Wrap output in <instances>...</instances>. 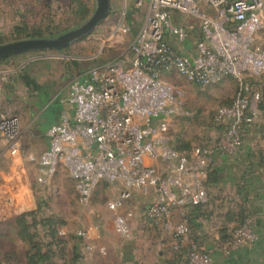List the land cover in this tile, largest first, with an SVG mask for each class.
I'll use <instances>...</instances> for the list:
<instances>
[{
    "label": "built area",
    "instance_id": "1",
    "mask_svg": "<svg viewBox=\"0 0 264 264\" xmlns=\"http://www.w3.org/2000/svg\"><path fill=\"white\" fill-rule=\"evenodd\" d=\"M133 7L140 22L128 53L74 76L66 88L73 113L62 111L45 128L46 149L24 157L42 187L51 185L58 170L66 172L82 205L101 184L109 188L108 215L95 214L88 228L75 231L89 260L106 253L91 241L92 232L125 239L137 216L148 232L171 237L181 264H213L211 252L193 237L189 217L208 204L206 180L214 158L237 154L259 115L260 92L248 78L264 75V0H133ZM175 14L194 22L176 23ZM119 25L121 32L130 31L127 22ZM190 34L198 36H192L188 52L167 41L183 43ZM173 74L198 86L235 80L233 98L215 115L221 130L215 144L178 149L171 143L169 122L182 112L185 96ZM2 93L0 79V100ZM21 134L18 116L0 115V158L20 157ZM139 197L145 205L137 204ZM254 226L245 218L222 251L254 243Z\"/></svg>",
    "mask_w": 264,
    "mask_h": 264
},
{
    "label": "rangeland",
    "instance_id": "2",
    "mask_svg": "<svg viewBox=\"0 0 264 264\" xmlns=\"http://www.w3.org/2000/svg\"><path fill=\"white\" fill-rule=\"evenodd\" d=\"M94 8V0H0V44L27 38L59 36L84 23ZM204 10L210 16L216 14L210 7L204 6ZM126 16L131 20L127 22L130 31L123 33L119 23L125 22ZM177 16L175 22H194ZM139 22L140 15L133 7V0H109L107 16L86 36L60 50L30 51L0 62L3 89L0 115L18 116L22 128L20 157L0 158V264H26L27 254L35 252L17 234L23 226L29 228L33 242L41 252L49 250L50 259L47 264H55V261L61 259L74 260L77 257L74 246L81 243L75 231L88 228L95 220V214L108 215L105 202L111 194L104 184L93 192L87 205H82L73 181L66 172L58 170L51 185L42 187L35 181L34 164L24 155L26 152L39 154L42 150L44 140L40 132L36 136L35 131H42L56 122L62 111L69 115L73 113V106L66 101V88L72 77L100 62L128 53V44ZM20 75L35 80L40 90L25 85ZM171 77L185 90L182 112L169 122L171 143L181 149L215 144L221 132L215 124V115L222 105L233 98L235 80L225 78L215 85L198 86L187 83L177 75ZM248 81L260 92L259 115L250 126L254 137L248 141L251 147L264 149V75L250 77ZM226 156L229 158L231 155ZM212 196H219L215 204L225 218L228 207L231 209L235 206L234 212H238L242 205L230 199L232 196L227 187L218 196L214 193ZM137 204L145 205V201L138 199ZM240 210L239 214L243 216L247 213L253 219L248 204H244ZM173 221L177 222L178 218ZM219 222V219H213L207 224L216 231L227 232H220V240L224 244L238 222L227 221V225ZM134 223H131L130 235L125 239L106 233L117 240L119 245L107 247L105 255L95 254L92 260L96 259L99 263L111 261L114 264H161L158 247L149 251L144 247L151 239H159L161 235L164 237L168 234L156 231L157 234L153 235L145 231L137 235L133 231L137 228ZM49 224L57 230L62 228L64 235L56 233L55 238H52ZM222 226L225 227L221 229ZM48 243L51 244L48 246ZM159 249L163 254L161 256L172 260L174 254L170 244ZM128 255L133 256L129 262L123 260Z\"/></svg>",
    "mask_w": 264,
    "mask_h": 264
},
{
    "label": "crops",
    "instance_id": "3",
    "mask_svg": "<svg viewBox=\"0 0 264 264\" xmlns=\"http://www.w3.org/2000/svg\"><path fill=\"white\" fill-rule=\"evenodd\" d=\"M177 17V14H175V21H177ZM125 22H131V20L125 19ZM192 36L197 37L198 35L190 34V37L183 43H178L173 38H167V41L175 49L181 52H188L192 46ZM79 74H81V72L77 75ZM250 129L247 130L243 146L237 154L229 158H227L228 156L226 155L214 158L213 166L218 169V180L215 184H208L207 186L208 204L193 210L189 217L193 225L192 233L197 237L198 241L211 252L213 264H264V149L250 146V141L248 140L254 137V131L252 128ZM38 132H40L44 140L41 148L42 152L47 147V137L45 136V129L42 131H35L36 136L39 135ZM226 187L230 190V195L232 196L230 199H233L237 205L240 203L243 205L248 204L249 212L253 215L255 221L254 230L257 234V240L254 243L241 245L234 248L228 254L222 251V247L220 248V246L223 245L220 240V232L223 231H216L217 229L215 230L213 227L210 228L207 224L210 220L219 219L221 225H227L226 222L228 220L223 217L224 214L219 212L217 204H215V200L219 197L218 195L224 192ZM213 193L218 197L212 198ZM139 199L142 198L139 197ZM234 208L235 206L231 209L228 207L226 211H234ZM132 222H135L134 224L137 225V228L133 230L135 234L138 235L139 233L147 232L146 228L142 227L137 216L131 223ZM218 227L219 226H217V228ZM223 227L225 226H222L221 229ZM155 232L156 231H152L148 233L153 235L157 233L163 234L158 231L157 233ZM90 235L93 243L96 245H104L106 249L107 247L119 245L117 240L115 241L113 237L106 233L97 234L92 232ZM161 237L163 236L161 235ZM161 237L159 239H151L149 243H146L144 248L146 251H149L158 247V254L160 255L159 261L161 264H170L172 260L170 261L168 257L164 258V256H161L163 254L159 247L168 244L171 246L172 239L169 235H164L163 238ZM74 247V251L77 253L76 259H61L58 260V262L55 261V264H114L111 261L109 263L106 261L99 263L96 259L89 260L85 256L84 249L79 243L75 244ZM132 258L133 256L128 255L127 258L122 259L129 262Z\"/></svg>",
    "mask_w": 264,
    "mask_h": 264
},
{
    "label": "water",
    "instance_id": "4",
    "mask_svg": "<svg viewBox=\"0 0 264 264\" xmlns=\"http://www.w3.org/2000/svg\"><path fill=\"white\" fill-rule=\"evenodd\" d=\"M95 8L90 17L80 26L59 36L27 38L0 44V58L30 51L60 50L73 41L89 34L108 14L109 0H94Z\"/></svg>",
    "mask_w": 264,
    "mask_h": 264
},
{
    "label": "trees",
    "instance_id": "5",
    "mask_svg": "<svg viewBox=\"0 0 264 264\" xmlns=\"http://www.w3.org/2000/svg\"><path fill=\"white\" fill-rule=\"evenodd\" d=\"M84 11L86 12V9ZM129 18H127V16L125 17V19H128V20H129ZM9 58H11V56L10 57H6V58H0V62L5 61V60H7ZM20 78L23 80L25 85H27V86L31 85L34 89H36L38 91L40 90L39 84L35 80L29 78V76L20 75ZM176 148L181 149L179 147H176ZM217 180H218V169H217V167L212 165V166H210V168L208 170V175H207V180H206V188H207L208 184H215L217 182ZM242 206H243V204L239 206L240 209L242 208ZM197 208H199V207H197ZM197 208H195V209H197ZM240 209H239V211L243 210V209L242 210H240ZM244 210H245V208H244ZM239 211L238 212H234L232 210H229L227 212V214H226V220H228V221L233 220L234 222H238L237 225L235 226V228L237 226H239L245 220V218H247L249 216V215H247V213H245V215L242 216L241 214H239ZM189 225H190L191 230H193L192 229L193 225L191 223V219H189ZM49 228H50L51 237L55 238L56 233H57V228H55V226L51 225V224H49ZM224 233H227V232L225 231ZM17 234H18V236H19V238L21 240L28 242L30 244L31 249H34V251H35L31 255L27 254L26 264H47L48 259H50L49 253H48L49 250L47 252H41V250L38 248L37 244H35L33 242V234L30 232L29 228L26 227V226H23V227L18 229ZM230 234L227 237L228 240L230 238ZM193 237L196 240H198L197 237L194 234H193ZM50 244L51 243H48V246ZM173 254L174 255H173V258H172V261L170 262V264H181V262H182V254L176 253V252H173Z\"/></svg>",
    "mask_w": 264,
    "mask_h": 264
}]
</instances>
